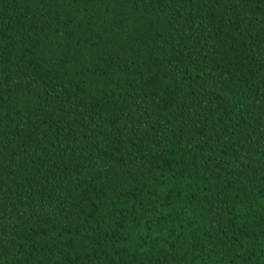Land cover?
I'll return each instance as SVG.
<instances>
[{
  "label": "trees",
  "instance_id": "obj_1",
  "mask_svg": "<svg viewBox=\"0 0 264 264\" xmlns=\"http://www.w3.org/2000/svg\"><path fill=\"white\" fill-rule=\"evenodd\" d=\"M0 264H264V0H0Z\"/></svg>",
  "mask_w": 264,
  "mask_h": 264
}]
</instances>
